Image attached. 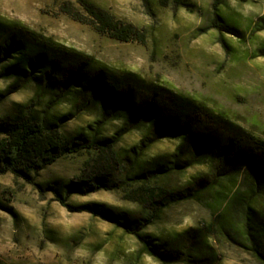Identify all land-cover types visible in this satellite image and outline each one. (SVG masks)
<instances>
[{"label":"trees","instance_id":"obj_1","mask_svg":"<svg viewBox=\"0 0 264 264\" xmlns=\"http://www.w3.org/2000/svg\"><path fill=\"white\" fill-rule=\"evenodd\" d=\"M155 1L161 6L194 10L190 0ZM143 2L150 4L151 0ZM225 3L212 0L214 26L219 29L227 23ZM93 13L117 38L126 40L135 33L133 25H120L99 8ZM260 49L264 50V45ZM0 77L16 78L13 85L0 92V98L20 88L17 86L22 82L37 84V94L30 102L0 116V174L26 175L65 156L88 154L85 168L75 180L53 187L58 200L70 210L91 212L124 228L144 242L149 254L167 262L193 264L202 260L206 253L199 246L205 241L201 230L190 227L175 231L173 240L163 245L147 240V233L142 231L160 221L173 206L187 202L211 206L226 199L224 209L213 216L207 229L212 226L215 232L231 238L239 234L244 238L242 244L264 261L261 122L247 119L254 129L247 127L204 97L108 67L22 23L2 19ZM47 94L55 97V103L48 98L50 104L42 107ZM65 100L71 101L70 115L54 110V105ZM93 110L97 114L93 125L75 132L63 127L79 113L88 115ZM115 120L122 124L111 131L108 126ZM133 130L143 132L140 140L129 147L120 146L123 136ZM162 139H177L179 143L171 153L150 154L151 147ZM194 166L204 169L186 180H176ZM101 189L123 193L140 209H120L98 202L72 206L68 202L73 193Z\"/></svg>","mask_w":264,"mask_h":264},{"label":"rangeland","instance_id":"obj_2","mask_svg":"<svg viewBox=\"0 0 264 264\" xmlns=\"http://www.w3.org/2000/svg\"><path fill=\"white\" fill-rule=\"evenodd\" d=\"M190 1L194 10L161 6L155 0L150 4L143 0H0V19L22 23L108 67L204 97L247 127L253 128L247 119L264 125V56H255L264 53L260 49L264 45V0H226L223 13L227 23L222 29L214 26L212 0ZM98 8L120 25H133L135 33L126 40L115 37L93 13ZM15 80L0 77V92ZM17 87L0 98V116L18 110L37 94L36 82H22ZM49 96H45L42 107L50 104ZM50 98L55 103V97ZM71 105L65 100L54 105V110L70 115ZM96 118L95 110L88 115L79 113L63 127L75 132L93 125ZM121 124L115 120L108 128L115 131ZM142 133L129 132L119 145L136 144ZM178 143L177 139H162L149 153H171ZM88 156H65L26 175L0 174V264H189L160 260L147 252L136 235L91 212L70 210L58 200L53 187L75 180ZM202 169L189 168L176 180H186ZM123 196L101 189L73 193L68 202L72 206L98 202L140 209L136 201ZM225 202L173 206L142 233H147V240L163 245L173 240L175 231L196 227L204 235L205 241L199 246L206 254L193 264H264L242 244L244 238L239 234L231 238L215 232L212 226L207 229Z\"/></svg>","mask_w":264,"mask_h":264}]
</instances>
